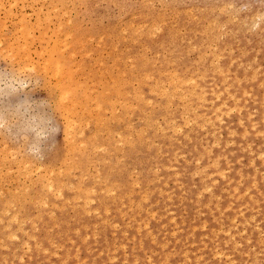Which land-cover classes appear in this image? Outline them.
Wrapping results in <instances>:
<instances>
[{"label": "rangeland", "instance_id": "obj_1", "mask_svg": "<svg viewBox=\"0 0 264 264\" xmlns=\"http://www.w3.org/2000/svg\"><path fill=\"white\" fill-rule=\"evenodd\" d=\"M23 1L24 3L20 2L23 4V9L17 1V6L20 7H14V12L22 10L23 13H32L35 9L40 10L41 1L38 0L34 4L31 0V2L27 0L28 4L31 3L29 7L26 0ZM56 1H54L56 4L54 2L53 4L59 6L61 2ZM149 1L152 3L144 5L145 0L143 2L142 0L82 2L78 0L77 3L75 0H70L65 2L68 7L63 3V6L58 8L60 11L56 10V13H53L58 18L52 17L53 24L63 20L68 21L69 17V24L79 23L82 33H86L79 40L80 43L83 41L84 53L82 49L80 51L82 44L78 42L74 43L72 49L79 45L76 48L80 53L77 54L74 49L67 50L68 53H72L71 55L74 54V58L76 57L72 58L75 60L72 61L73 69H76V72L74 71L76 74L73 75H79L76 66L79 67V64L84 62L82 68L78 70L86 71L87 73L83 72L86 76L90 69L91 75L95 78L100 76L102 79L108 76V72L105 74L107 70H102V75L99 72L111 63L109 51L111 49L105 36L102 37L100 34H105L110 26H116L117 30L122 26L125 29L122 32L125 41L130 35L132 23L135 28L139 24L137 10L142 5L154 16L164 15L169 22L175 12L183 17L180 30L174 33L176 38H181L185 29L191 30V39L184 44L186 54L182 63L194 68L190 71L191 76L186 78L187 81L190 80L187 84L196 83L202 90L204 89V92L201 103L197 104L196 99L191 102L193 117L184 116V107L188 100L186 97L184 102L173 97L168 105L170 112L176 116L175 126L179 127H175L176 133L168 129L169 136H178L180 144L174 147L169 162L165 161L157 148L151 153L143 150L141 156L144 157L140 158L142 161L138 165H131L132 160L125 166L118 167V171L115 172L123 178L127 176L131 178L132 204L139 202L142 205L141 210H136L124 199L114 201L112 198L117 196L116 193L103 196L101 199H104V202L99 203L98 196L104 194L99 192V188L103 180L111 175V172L108 173L107 161L104 160L105 150L101 147L98 149L99 153L96 149L93 154L85 151L87 161L81 173L77 168L71 169L69 183L72 185H69L71 188L67 187L70 190H74L76 186L89 189L92 187L91 194L96 195L86 207L82 202H79L76 208L62 203L58 211H55L52 209V204L47 202L41 208H32L28 211L17 210L15 207L8 212L1 211L2 204L12 195L10 190L7 193L8 188L17 186L18 189L23 186L29 191L31 184L28 179L23 178L24 176L21 178L24 174L21 173L22 169L29 170L32 167L31 171H33V168L38 166L37 170L43 169L40 171L41 175L43 174L46 160L59 145L63 144V126L61 118L52 110L48 85L45 84L40 73L33 72L37 73L38 65L33 61L37 59V54H33L31 50L40 49L38 42L34 43L30 50L33 59L29 61L30 69L34 64L32 67L35 70L28 71L29 75L25 71L23 72L25 75L20 72L19 75L12 76L9 72L8 60L0 58L2 82H0L2 88H0V113L4 114L1 113L0 117L3 115L4 120L8 119L4 121L0 118L4 122H0L2 123L0 140L1 138L5 140L7 146H4L5 149H16V152L19 150L18 152L22 157L24 156V159L27 157L26 159L29 160L27 162L30 164L20 162L26 163L25 168L23 166L21 169L20 165L23 164L18 161L20 154L15 151L11 153L12 156L16 153L13 166L10 153L8 163H0L4 174L10 169L8 167H13L11 169L13 172L10 174L8 171L7 174L11 175H8L9 177L14 176L10 179L6 174L0 173L2 176V178L0 176L2 185H0V193H3V189L5 192L7 188L4 196L0 194L2 197L0 198V264H264V0ZM42 3L41 6H45L46 3L49 5L47 0L45 2L42 0ZM32 4L38 7L32 9L30 8ZM75 4L78 6L76 7ZM63 7L67 11L69 8L71 12L66 13V9L61 11ZM42 8L41 12L44 15L46 6ZM64 11L67 18L65 15L60 18V12ZM0 13V19L2 18L0 23L3 24L6 17H3L4 13ZM27 15L25 17L34 23V14ZM130 15H135V18ZM6 20L4 25L10 24L12 19L6 18ZM13 22L15 23L12 20L9 26L5 25L9 31L3 28L2 33L5 35L8 33L9 38L12 36L9 34L10 30L15 32L16 29L13 28ZM123 25L127 26V30ZM14 32L10 33L14 36ZM36 35L38 33L35 31L34 36ZM100 38L101 41H96ZM122 45L125 43L123 42ZM88 50L93 52L87 53ZM81 53L83 56L87 53L86 57ZM99 57V62L101 64L104 62L103 65L97 63ZM97 67L99 72L96 70ZM4 72L5 75L2 74ZM91 75L88 74L87 78L82 80H87L93 85L96 79L94 81L92 76L91 80ZM78 78L79 76L74 81L79 82L81 78ZM82 80L77 84H82ZM49 81L52 82L50 84H54V80ZM87 81L84 86L91 87V83L88 85ZM9 82L12 88L17 84L20 87L14 86L15 88L11 89ZM3 83L8 84L5 88L9 87V89L4 90ZM17 88L18 90H15ZM93 88L95 92L99 91L97 85H93ZM87 91L91 90L87 88ZM144 93L146 94V89ZM10 116H12L11 124H9ZM180 116L184 117L183 121ZM6 122L8 124L5 125ZM163 124L162 118L158 116L154 121L157 136ZM3 145L5 144L0 143L1 148ZM164 151L165 148H162L163 153ZM124 154L125 151L117 154L116 158H120L118 164L124 163ZM89 160H95L94 163L92 162L94 168ZM20 161H23V158ZM16 162L19 163L20 169ZM32 162L34 163L31 164ZM14 169L17 172L20 170L21 175H18L19 172L16 173ZM89 169L96 172L100 170L102 173L97 172L100 173L99 177L98 175L95 177L90 173L96 174V172H91L92 170ZM37 170L33 173L38 172ZM141 170L144 172L141 173ZM33 173L32 178L40 175ZM18 176L20 181L16 182L17 185L14 180L18 179ZM79 176H86V179L85 177L79 179ZM6 177L8 178L5 179ZM2 182H5V186ZM15 187L16 191L11 189L14 195L23 191V187L22 190L18 189V192ZM140 193L147 197L145 204L140 200ZM60 197L57 203L64 201V193ZM143 208L147 209L149 214L143 212ZM24 212L28 215H23ZM5 213L9 214L5 216ZM130 217L134 220L133 223H129ZM83 222L87 227H82ZM58 229L65 232V235H61Z\"/></svg>", "mask_w": 264, "mask_h": 264}, {"label": "bare ground", "instance_id": "obj_2", "mask_svg": "<svg viewBox=\"0 0 264 264\" xmlns=\"http://www.w3.org/2000/svg\"><path fill=\"white\" fill-rule=\"evenodd\" d=\"M17 1H19V3L20 2L24 3L23 0H17ZM17 1L16 0H0V12L4 13L5 16L3 15V17L11 18L12 20H14L15 23L13 22L14 26H13V24H12V26L14 29L16 27L15 32H14V30H10V32H12V33L14 32L15 34L13 36V34L9 32V34L13 36V38H11L12 36L9 38L7 35L8 33L5 35L2 32H3V28L4 29L6 28V30L9 31L6 26L11 25L12 20H11L10 24H8V23H7L8 25L5 24L6 26L4 25V23H6L5 21H7L6 18H4L5 21L3 24L0 23V58H2V59L6 58L8 60V68H9L10 74L12 76H17V75H19L20 72L23 73V72L27 71V74H28L29 73L28 71L31 72L32 69L35 70L32 67L34 64H32L31 69H30L31 64H29V61L33 60L32 56H30V53L32 51L33 54H35V53L37 54V56H36L37 61L36 60H33V61L36 62L35 64L38 65V67H37L38 71H37V73H36V71H33V70L32 71L35 72V74L40 73V76L44 79L45 84L48 85V87H49L48 94H49V98L51 99V102H52V110L62 120L63 144L59 145V147L55 150V152H53L48 157V159L46 160V162L44 164L45 170L43 171L42 175H41L40 171H42L43 169L40 171L37 170V168H39L38 166L36 168L35 165H32L36 168V169L33 168V171L34 170L38 171L35 173H33V171H31L32 167L30 169L28 168L34 175L36 173L40 172L39 173L40 175L36 174L37 175L36 178H34V177L32 178V175H31L32 173L29 170L22 169L23 166L25 168L24 164L29 162V160L26 159L27 157H25V159H24V156L22 157V155L18 152L19 150H17V152H16V149L10 150V148H8L10 151L5 149V147H7L6 143L4 142L5 140H3L1 138L0 143L5 144V145H3V147L4 146L5 147L4 148L2 147L4 149V151L0 147V149H2L0 151V163H2V164L8 163L9 153L11 154V153H13V151L18 153V155L20 154L21 156L19 155L20 158L18 159L19 163L20 162H26L24 164L20 163V164H23V165H20V167L22 166L21 169L23 170V171L21 170V173L24 172V174H22L21 178L24 176L23 178L28 179V182H30V184H31L29 191L25 190L24 189L25 187L22 186L23 191H21V193H19V194L15 193L16 195H14L13 190H11L12 188L14 189L15 186L11 187L12 185H10L11 189L8 188V190H7V188H5L7 190V193H9V190H10V192L12 193L13 196L11 195L10 199H8L7 201H5L2 204L1 211L2 212H6V211L8 212L11 209H13V207H15L17 210H21V211L27 210L28 211V209H32V208H41L47 202H50L52 204V207H53L52 209H54L55 211H58V207L62 203L63 204L67 203V204L71 205L73 208H76L79 205V202H82V205L86 207L87 205L90 204L91 201H93L95 199L96 195L91 194L90 190L92 189V187H91V189H89L87 187L76 186V188H74V190L69 189V188H71V187H69V185H72L69 183L70 176H71V169L77 168L81 173L83 168H84L85 161H87L86 160L87 156H86L85 151L87 150L90 152L89 154H91V153L93 154V151L95 149L97 152L98 149L101 147H103L105 150L104 160L107 161V163L106 162H104V163L107 164L108 173L111 172V175L107 176L105 178V180H103V183H102L101 187L99 188L100 189L99 192L104 193L103 195L98 196L100 198L99 203H101V201L104 202V199H101L103 196H108V195L116 193L117 196L112 198L114 201L115 200L119 201L121 199H124L126 201H129V203L132 204L133 203V201H132L133 192L131 191V189H132V186L130 183L131 178L129 176H127L126 178L118 176L115 173L118 171L117 170L118 167H123L132 160L133 161L130 162L131 165H138L142 161V160L140 161V158L144 157V156H141L143 150H147L149 153H151V151L154 150L155 148H157V151L163 155V158L165 159V161L169 162L171 159V154L174 150V147L176 145L180 144V140H179L178 136H173V135L169 136L168 129H172V130H174V133H176L175 132L176 128H179V127L175 126L176 116H175V114H173V112L172 113L170 112V110H169L170 107H168V105L172 102L173 97H176L177 100L180 102H184V97H186L188 100H187V104L184 107V116L186 115L188 118L191 116L193 117V115L191 114V109H192V103L191 102L193 101V99L197 100L196 101L197 104L202 102L201 101L203 98L202 93L204 92V89L202 90L201 86L196 84V83L187 84V82L190 80L187 81L186 78L191 76L190 71L194 70L193 66L183 65V63H182V59L185 58V54H186L184 44L186 42L188 43V41L191 39V30L185 29L183 36L181 38H176V35L174 33L176 31L180 30L179 28H180V26H182V22H183L182 18L183 17H180L179 14L177 12H175L173 14L171 21L169 22L166 20L164 15L161 14L158 16H154L149 11V9L147 7H144L142 5L137 10V20H138V23L141 25L138 24V25H136V28H135V27H133L134 25L132 23V26H131L130 31H129L130 35L127 38H125L126 39L125 41L123 40V38H124L123 34L124 33L122 34V32H124L125 29L122 26H120L119 30H117L116 26H110L109 29L105 32V34H100V36L102 35V37L105 36L104 38L106 39V42L109 46V49H111V50H109L111 63L109 64V66L106 69H105V67H104V69L102 68L100 70V72L98 70V67L96 69V70H98L97 72H99L100 74H101L102 70H104V71L107 70L105 73V74H107V72H108V74H107L108 78L106 77L107 78L106 81H105L106 78H104V77H103L104 79H102L100 76H96V78H95V76L91 75L92 74V73H90L91 70L88 69L91 66H89L87 68L88 71H90L88 74L91 75V80L93 79V77H94V81L96 79V82L92 81V82H94L93 85H97V89H99V91L95 92L93 85L90 82L91 87L93 88V92H94L93 93L91 87L88 86L87 88L91 91H87V88H86L87 85L84 86L86 84L87 80L86 81L84 80L85 82L82 80V78H87L86 76L88 74L86 76L84 74L87 72L86 71L81 72L80 70H78L79 68H82L81 66H82V63H84V62L81 63L79 61L81 64H79V67L76 66L77 71L79 72L78 76H79V78H81V79L78 78L79 79L78 81L80 82V80H82V82H81L82 84L78 85L77 83H79V82L74 81V79L76 77H78L76 75H75L76 77L73 75V73L76 72L75 71L76 69H73L74 63L72 64V61H75L73 59H75L76 57L74 58L73 57L74 54L71 55L72 53L71 54H70V52L68 53L67 50L68 51H70V49L73 50L74 48L72 49V47L74 46V43L78 42V44H79L81 42V41L79 42L81 36L86 34V33H84V34L82 33V30L80 28L79 23L74 22L72 24H69L70 23V20L68 19L69 17L67 18L66 14H65V11H67V9L65 8L67 6L66 5L67 3H65V2H68L70 0H67V1L66 0H58L61 2L59 5L61 7L63 6V3H65V7H63L64 9H62L61 11L66 9L64 12H60L61 14H59V17L61 18V16L65 15V17L67 18L69 23H68V21L63 20L61 22H57L56 24H53L54 21L52 22L53 18H58V16L56 17V16H54L55 14H53V13H56V10H59L58 9L59 6L54 5L57 3L56 0H54V1H56V3L53 0H49V1L47 0L49 5H47V3H46V5H45L46 8L44 9V10H46L45 11L46 13L43 11L45 13L44 15L41 12L43 9L42 7H45V6H41L43 4L42 0H39V1H41V5H39L40 2L37 3L40 7V10H39V8H38V10L35 9L32 11V13H23L22 10H19L18 12H14L15 11L14 7H18V8L20 7L19 5L17 6ZM31 1L29 0L28 2H31V3L38 2V0H31ZM45 1L46 0H44V2ZM82 1H84V0H80V2H82ZM98 1H101V0H98ZM108 1H110V0H108ZM143 1L144 0H142V2ZM53 2H54V4H53ZM77 2H78V0H75V3H77ZM149 2H150L149 0H147V1L145 0L144 5H147L146 3H148V4L152 3V2L151 3H149ZM26 3H27V0H26ZM31 3H29V4H31ZM20 4H21L20 8H22L23 4L22 3H20ZM29 4L27 5L28 7H29ZM34 4H36V3H34ZM75 6L77 7L78 5L75 4ZM32 7H35V6H33V4H32V6H30V8H32ZM36 7H38V6H36ZM79 8H80V6H79ZM28 10H29V8H28ZM68 11L71 12V10L69 8H68ZM68 11L66 13H68ZM51 12L53 15H51ZM62 13H64V14H62ZM27 14H29V15L34 14V16H35V18H33L34 23H31L29 18L27 19L25 17V16H28ZM130 16H133L135 18V15H130ZM63 19H64V17H63ZM131 20H133V19L131 18ZM124 21H122V22H124ZM130 22H132V21H129V23ZM128 25L129 24H127V26ZM123 26H125V25H123ZM127 26H125L126 30H127ZM9 28H11V26ZM35 31L38 33V35H36V36H34ZM88 38L86 37V39H88ZM91 38L92 37H90V39ZM9 40H11V42H8ZM96 41H101V38L96 40ZM36 42H38L40 49L38 51H35L36 49L31 50L32 46ZM84 42H85V38H84ZM123 42L125 43V45H122ZM82 43H83V41H82ZM82 43H80V45ZM96 44H98V43L96 42ZM78 46H76V47H78ZM82 46H83V44L80 46L81 47L80 51L82 49V51L84 53ZM97 46H99V45H97ZM101 46L103 47L104 45H101ZM122 46H124V47L122 48ZM76 47L74 50H75V52L77 51V54H78L80 52H78L79 49ZM84 47H85V45H84ZM90 48L91 47H89V49ZM76 49H78V50H76ZM92 50H93V48H92ZM90 52L91 51H89L87 53H90ZM64 53H68L69 55L68 54L65 55ZM87 53H86V55H87ZM81 55H82V53H81ZM86 55L85 56L82 55V56L86 57ZM70 56H72V57H70ZM96 57H98V56H96ZM17 59H19V60H17ZM20 59H21V61H20ZM81 60H83V59H81ZM99 60H100V57L98 58L97 63L99 62ZM101 62H103V61H101ZM76 63L78 65V62H76ZM99 64H101V63L99 62ZM103 64H104V62L101 65H103ZM37 65H35V66H37ZM92 71H94V70H92ZM5 73L6 72H4L2 74L5 75ZM81 73H83L82 75L85 77H83L82 75H81L82 76L81 77L80 76ZM23 75H25V74L23 73ZM42 78H40V79H42ZM88 79L90 81V77H88ZM49 80H54V82H53L54 84L53 85L50 84L52 82ZM22 82H23V80H22ZM4 83H6V82H4ZM12 83H13V80H12ZM19 83H21V82H19ZM25 83H27V82H25ZM87 83H88V81H87ZM90 83H88V85ZM202 84H203V82H201V85ZM7 85L8 84H6V85L4 84V86L2 85L4 87L3 88L4 90L9 89V87L11 89H14L16 86L18 88L20 87V85L17 84L16 86L14 85L15 87L13 86V88H12V85L9 82V87L5 88V86H7ZM230 87H231V85H230ZM18 88L15 90H18ZM21 88H22V86H21ZM144 89H146V94L144 93ZM87 94H89V95H87ZM246 94H248V93H246ZM232 95H230V96H232ZM249 96H251V95H249ZM252 103H254V102H252ZM155 107H156V109H155ZM180 110H182V109H180ZM3 115H1L2 117H0V118H2L4 120ZM158 116H160L164 122L163 127H161L162 129H161L159 136H157V132L155 131V126H154V121L156 120V118ZM199 117L200 116H198V118ZM9 119H10L9 124H11L12 116H10ZM180 119H181V121H183L184 117L180 116ZM3 120H1L0 122H3ZM4 121H8V119L4 120ZM185 123H186V121H185ZM185 123H184V125H185ZM207 123H209V122L207 121ZM1 124L2 123H0V126H1ZM6 124H8V122H6L5 125ZM237 126H238V124H237ZM5 127H7V126H5ZM157 129H158V127H157ZM233 134H234V132H233ZM249 134H247V135H249ZM115 138H117V140H115ZM243 140H245V139H243ZM1 141H3L4 143ZM154 142H156L157 144H154ZM230 143H232V142H230ZM162 148H165L164 153L162 152ZM255 148H258V147H255ZM5 150H7V151H5ZM104 150H102V151H104ZM122 151H125V153H126V154H124L125 161L122 164H118L120 161L119 160L120 158L118 159V158H116V156L118 153H120V152L122 153ZM99 152H100V150L98 151V153ZM16 153H14L13 156H12V154L10 155L11 158L13 157L12 159L10 158L12 166H13V163H12L13 159H14V163L16 161V157H15ZM207 153H209V152H207ZM229 154H231V153H229ZM249 155H252V154H249ZM93 156L96 158V154H94ZM100 156H102V155H100ZM22 158H23V161H20ZM94 161L95 160H92V161L89 160V162H91L90 163L91 165H92V162L94 163ZM96 162H97V160H96ZM185 162H189V161H185ZM19 163H17L18 165L15 164V166L17 165L18 168L20 169ZM33 163L34 162H32L31 164H33ZM27 165H30V164L28 163ZM27 165H26V167H27ZM96 166H98L97 163H96ZM92 167L94 168L95 165L94 166L92 165ZM8 168H10V169L6 170V171L4 170L5 174L7 176L8 175L11 176L10 174L13 172V170H11V169H13V167L11 168V166H10ZM18 168H16V169L18 170ZM40 168H42V167H40ZM2 169L3 168H1V170H0L1 174L3 173ZM16 169H14L16 171V173L19 172L18 175L19 174L21 175L20 170L17 172ZM206 169H207V167H206ZM91 170H90L91 172H96L95 170L93 171V169H91ZM8 171L10 172V174L9 173L7 174ZM99 171L100 170H98L97 172H99ZM97 172H96V174H93V173H90V174H92L94 176L98 175V177H99L100 173L97 174ZM143 172L144 171L141 170V173H143ZM14 175L17 176L16 174H14ZM8 177H6L5 179H7ZM12 177H14V176H12ZM12 177H9V178L11 179ZM80 177H82V178L85 177L84 179H86V176H84V177L79 176V179H80ZM1 178H2V176H1ZM19 178L20 177L18 176V179L16 178L17 179V180L15 179L16 181L14 180L15 184H17L20 181ZM134 178H135V176H134ZM95 180H96V178H95ZM0 182H1V180H0ZM21 182H22V180H21ZM25 182H27V181H25ZM239 182H240V180H239ZM67 183H69V184L67 185ZM81 183H80V185H81ZM134 183H136V182L134 181ZM2 184L4 185L5 182H2ZM22 187H20L21 190H22ZM72 187H74V186H72ZM3 188L4 187H2V189ZM15 188L17 189V186ZM20 188L18 187V189H20ZM18 189H17V192H18ZM26 189H28V188L26 187ZM0 190H1V187H0ZM3 190H2L3 193H0L2 196H4L3 195L4 193H6V190H5V192ZM14 191H16V190L14 189ZM19 192H20V190H19ZM93 192H95V191H93ZM145 192H147V191H145ZM62 193H64V201H60L57 203L56 201L57 200L59 201ZM139 196L141 198L140 200H142V202L145 204L146 200H147L146 195L143 193H140ZM0 198H2V197H0ZM132 206H134L133 208H135L136 210L142 209V205L139 204V202L132 204ZM142 211L145 212L146 214H149V211L145 208H143ZM26 212H24L23 215H26L27 214ZM132 213H133V211H132ZM1 214H4V213H1ZM6 214H9V213H5V216H6ZM220 215H221V213H220ZM120 217H122V216H120ZM0 221H1V219H0ZM128 221H129V223L134 222L132 217H130ZM204 225H206V224H204ZM6 227H8V225ZM82 227H87V224L86 223L84 224V222H83ZM57 231H59V233L61 235H63V236L65 235V232H63L59 229ZM93 231H94V229H93ZM241 231H243V230H241ZM79 232L80 231H77V233H79ZM12 240H15V239H12ZM259 240H260V238H259ZM261 240H262V238H261Z\"/></svg>", "mask_w": 264, "mask_h": 264}]
</instances>
